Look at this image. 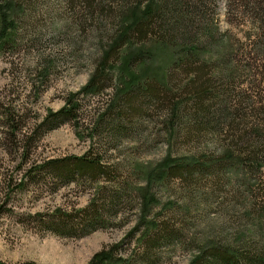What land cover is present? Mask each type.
Returning a JSON list of instances; mask_svg holds the SVG:
<instances>
[{"label":"rangeland","instance_id":"rangeland-1","mask_svg":"<svg viewBox=\"0 0 264 264\" xmlns=\"http://www.w3.org/2000/svg\"><path fill=\"white\" fill-rule=\"evenodd\" d=\"M4 2L18 29L0 47V264H91L118 245L139 264L152 221L173 236L151 241L154 264H191L211 245L264 258V0H195L191 37L209 51L196 79L171 69L154 28L121 41L148 0ZM141 48L163 70L133 60L145 88L124 93L122 61ZM96 74L100 92L84 94ZM68 106L73 118L46 124ZM169 156L201 168L152 184ZM76 158L107 173L80 176ZM146 193L157 204L144 217Z\"/></svg>","mask_w":264,"mask_h":264},{"label":"trees","instance_id":"trees-1","mask_svg":"<svg viewBox=\"0 0 264 264\" xmlns=\"http://www.w3.org/2000/svg\"><path fill=\"white\" fill-rule=\"evenodd\" d=\"M15 8V4L13 2H4L0 0V47H6L8 44L14 41V35L18 29V25L14 20L13 10ZM202 6L199 4H195V0H148L146 5L144 6L143 2H140L135 11L132 12V17L130 19V27L126 30L127 33L122 36L121 41L128 36L130 31H133L137 36H141V39L149 37L151 35V30H156L157 33L155 35V42L159 45V50H173V53L170 54V67L173 68H183L188 72H192L195 74L194 79L196 77L201 76L206 73L208 65H200L199 68H196V64L204 63L199 62L209 54V51L205 49V47L200 46L198 43V39H192L191 30L192 26L196 28L197 19H199L200 13H202ZM168 14L170 15L168 17ZM212 31L207 29L205 36L208 38H212ZM125 36V37H124ZM158 37V38H157ZM142 39V40H143ZM126 40V39H125ZM115 48V46L113 47ZM162 52L156 51V56L160 55ZM147 51L145 48H141L137 51H128L124 59L122 61L121 66H124V82H129L126 86L123 84L124 90L122 92L128 93L136 86H144V82L141 81L145 78L138 77L133 74L131 70V63L133 60H143L142 65L147 67L149 71L154 72L157 75V70L162 69L161 66L158 68L155 66H151L153 63L152 59H156L155 55L151 53L147 56ZM150 59L147 61L146 59ZM152 61V62H151ZM146 62H150V65H144ZM101 74V73H100ZM126 78L130 79L129 81L125 80ZM193 79V81H194ZM123 82V83H124ZM145 88V86H144ZM146 90V89H144ZM84 94L96 95L99 91V74L94 75L88 85L82 91ZM75 106H68L63 108L57 113L50 114L48 119L46 120V124L49 122H54V120L61 119L60 123L65 120L73 118L72 116L75 113ZM225 112V116H227V109ZM58 125L52 126L51 128H56ZM244 140V139H243ZM250 158L249 161L251 164L256 166L260 160L258 158V154L261 153L258 148L252 149L245 152ZM247 158L245 160H247ZM193 160V161H192ZM63 163L62 161H57L54 163H49L48 165H57ZM74 164L78 167V170L74 173L83 175L85 172H89L92 177H96L98 175H104L107 173L105 165H102L100 162H95L86 158H76ZM261 164H258L259 167ZM263 166V165H262ZM199 161H194V159H175L171 156L167 157L160 165L151 170L150 176L152 179V184L159 180L163 181L167 177L175 174H179V176L185 175L186 173L193 174V169H200ZM150 179V180H151ZM151 185V184H150ZM143 214L144 217L147 215V211L151 209L153 205L157 204L155 198L149 193L145 194L143 197ZM96 217L92 219V222L95 221ZM152 225L146 231V235L142 237L140 248L142 250L141 260L139 264H154L151 261V241L155 239L156 236L161 235L163 233V229L160 227L159 221H152ZM142 225L145 224L143 221ZM88 226V225H86ZM164 234V233H163ZM153 236V239H151ZM172 235L164 234V241H169L172 239ZM159 241V240H158ZM120 245L115 246L110 252L107 254H102L93 260L91 264H130L133 258L128 257L123 258L119 257V255H115V251L119 248ZM146 248V249H145ZM145 249V250H144ZM238 247L232 246H224L218 247L211 245L210 248L203 251L198 257L194 259L191 264H264V258L254 256L249 253H241L239 252ZM150 256V257H149Z\"/></svg>","mask_w":264,"mask_h":264}]
</instances>
